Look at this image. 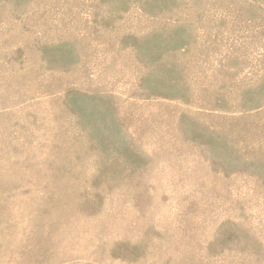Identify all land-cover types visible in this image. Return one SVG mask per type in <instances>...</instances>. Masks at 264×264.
<instances>
[{"label":"rangeland","instance_id":"obj_1","mask_svg":"<svg viewBox=\"0 0 264 264\" xmlns=\"http://www.w3.org/2000/svg\"><path fill=\"white\" fill-rule=\"evenodd\" d=\"M0 264H264V0H0Z\"/></svg>","mask_w":264,"mask_h":264}]
</instances>
